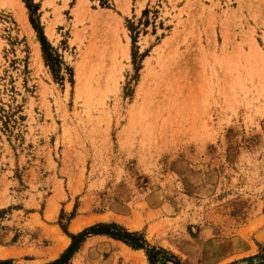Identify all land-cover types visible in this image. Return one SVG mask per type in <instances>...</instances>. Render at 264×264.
I'll return each mask as SVG.
<instances>
[{
	"label": "rangeland",
	"instance_id": "1",
	"mask_svg": "<svg viewBox=\"0 0 264 264\" xmlns=\"http://www.w3.org/2000/svg\"><path fill=\"white\" fill-rule=\"evenodd\" d=\"M100 224L264 264V0H0V263ZM70 264L151 263L91 235Z\"/></svg>",
	"mask_w": 264,
	"mask_h": 264
},
{
	"label": "trees",
	"instance_id": "2",
	"mask_svg": "<svg viewBox=\"0 0 264 264\" xmlns=\"http://www.w3.org/2000/svg\"><path fill=\"white\" fill-rule=\"evenodd\" d=\"M108 236L114 240L124 242L135 250H144L151 264H169L171 262L169 253L163 249L151 247L144 236L139 233H131L118 224H100L94 226L82 234L72 235V245L67 252L53 264H70L73 255L78 251L79 246L89 236ZM256 259L245 260L247 264H255ZM0 264H11L10 261H3Z\"/></svg>",
	"mask_w": 264,
	"mask_h": 264
},
{
	"label": "bare ground",
	"instance_id": "3",
	"mask_svg": "<svg viewBox=\"0 0 264 264\" xmlns=\"http://www.w3.org/2000/svg\"><path fill=\"white\" fill-rule=\"evenodd\" d=\"M79 229V224L78 223H74L72 226V230L75 232Z\"/></svg>",
	"mask_w": 264,
	"mask_h": 264
}]
</instances>
